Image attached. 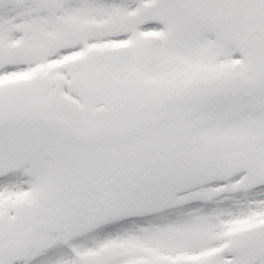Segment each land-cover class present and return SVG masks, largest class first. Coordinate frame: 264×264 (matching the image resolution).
I'll use <instances>...</instances> for the list:
<instances>
[{
    "label": "snow or ice",
    "instance_id": "1",
    "mask_svg": "<svg viewBox=\"0 0 264 264\" xmlns=\"http://www.w3.org/2000/svg\"><path fill=\"white\" fill-rule=\"evenodd\" d=\"M0 264H264V0H0Z\"/></svg>",
    "mask_w": 264,
    "mask_h": 264
}]
</instances>
